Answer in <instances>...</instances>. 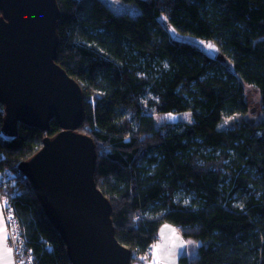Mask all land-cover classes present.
<instances>
[{
  "label": "trees",
  "instance_id": "trees-1",
  "mask_svg": "<svg viewBox=\"0 0 264 264\" xmlns=\"http://www.w3.org/2000/svg\"><path fill=\"white\" fill-rule=\"evenodd\" d=\"M56 1V62L82 89L78 130L94 140L96 185L131 261L147 259L170 222L201 242L179 264H264V0H123L138 6L123 12L106 0ZM170 28L211 40L218 54ZM244 84L260 92L259 122L244 117ZM186 111L190 121L155 126L154 112ZM4 115L0 102V132ZM49 123L0 134L1 186L33 264H71L18 167L60 130Z\"/></svg>",
  "mask_w": 264,
  "mask_h": 264
},
{
  "label": "water",
  "instance_id": "water-1",
  "mask_svg": "<svg viewBox=\"0 0 264 264\" xmlns=\"http://www.w3.org/2000/svg\"><path fill=\"white\" fill-rule=\"evenodd\" d=\"M56 0H0L1 132L18 123L48 130L42 147L22 160L44 212L66 244L71 264H130L131 250L116 238L111 203L95 181V143L78 130L84 117L79 83L56 62ZM223 59V56H221Z\"/></svg>",
  "mask_w": 264,
  "mask_h": 264
},
{
  "label": "rangeland",
  "instance_id": "rangeland-1",
  "mask_svg": "<svg viewBox=\"0 0 264 264\" xmlns=\"http://www.w3.org/2000/svg\"><path fill=\"white\" fill-rule=\"evenodd\" d=\"M112 7L113 10L118 12L123 11H134V9H138V6L133 2H124L123 0H106ZM134 8V9H133ZM171 29V35L176 37L180 40H184L191 44H195L201 49L208 51L212 55L216 56L218 54V50H215L214 46L209 48L208 45L212 44V41L209 39H201L197 36H191L188 34H179L175 31V29ZM174 30V31H173ZM244 93L247 104H249L248 111L244 114L245 118L253 123L259 122L262 120L263 116L261 114V103H260V92L254 85L244 84ZM153 119L155 126L158 127L166 121H175V120H182V121H190L191 120V113L189 111L186 112H154ZM225 121H227L225 119ZM4 224H5V217L3 216ZM158 235L154 242L151 244L148 250L147 259L141 261L137 256L134 254L133 259L130 264H179L178 258L181 254H188L192 255L193 250L192 246L198 247L201 243L195 239L184 238L181 234L180 229L177 226L169 223H161L158 227ZM8 228L6 225V236L8 235ZM25 239H16L15 242L19 243L18 250H15L13 253V249L9 244V238L7 236L6 242L7 247L10 248L12 252V256L14 258L15 264H26V257H22L19 260V256L23 253V246ZM22 248V249H21ZM24 249V252H26Z\"/></svg>",
  "mask_w": 264,
  "mask_h": 264
},
{
  "label": "built area",
  "instance_id": "built-area-1",
  "mask_svg": "<svg viewBox=\"0 0 264 264\" xmlns=\"http://www.w3.org/2000/svg\"><path fill=\"white\" fill-rule=\"evenodd\" d=\"M1 135L2 132H0ZM5 136V135H3ZM6 137V136H5ZM3 158V152L0 151V161H2ZM1 178H0V208H1V213L5 217V225H7L8 228V238H9V244L13 249V253H15V250H18L19 248V243L15 242L16 239H24V236L21 234L20 231V224H18V220L15 216V213L13 212V208L11 205L8 203V194L7 192L4 191V189L1 186ZM5 202L6 205L5 206ZM24 246V243H23ZM22 249V248H21ZM26 249V246L24 247ZM24 249L22 250L23 253L20 254L18 257L19 260L22 259V257H26V264H33V257L31 256V250L27 248L26 252H24Z\"/></svg>",
  "mask_w": 264,
  "mask_h": 264
},
{
  "label": "crops",
  "instance_id": "crops-1",
  "mask_svg": "<svg viewBox=\"0 0 264 264\" xmlns=\"http://www.w3.org/2000/svg\"><path fill=\"white\" fill-rule=\"evenodd\" d=\"M6 225L4 224L3 214L0 211V264H15L12 252L7 247Z\"/></svg>",
  "mask_w": 264,
  "mask_h": 264
},
{
  "label": "snow or ice",
  "instance_id": "snow-or-ice-1",
  "mask_svg": "<svg viewBox=\"0 0 264 264\" xmlns=\"http://www.w3.org/2000/svg\"><path fill=\"white\" fill-rule=\"evenodd\" d=\"M173 31H174V30H173ZM208 47H209V48H212L213 45L209 44ZM5 206H7V205H6V202H5Z\"/></svg>",
  "mask_w": 264,
  "mask_h": 264
},
{
  "label": "bare ground",
  "instance_id": "bare-ground-1",
  "mask_svg": "<svg viewBox=\"0 0 264 264\" xmlns=\"http://www.w3.org/2000/svg\"><path fill=\"white\" fill-rule=\"evenodd\" d=\"M0 211H1V208H0Z\"/></svg>",
  "mask_w": 264,
  "mask_h": 264
}]
</instances>
